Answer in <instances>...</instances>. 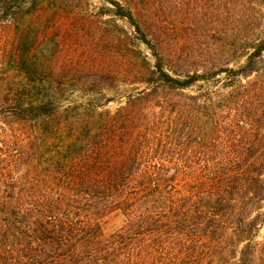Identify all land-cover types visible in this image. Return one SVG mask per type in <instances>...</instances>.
Wrapping results in <instances>:
<instances>
[{"label": "trees", "instance_id": "16d2710c", "mask_svg": "<svg viewBox=\"0 0 264 264\" xmlns=\"http://www.w3.org/2000/svg\"><path fill=\"white\" fill-rule=\"evenodd\" d=\"M101 1L134 28L125 56L139 41L155 59L129 65L149 88L113 114L64 105L75 69L58 55L85 0H0V264H264V119L248 108L264 101V0H215L223 29L196 69L158 41L161 0Z\"/></svg>", "mask_w": 264, "mask_h": 264}, {"label": "rangeland", "instance_id": "374dc122", "mask_svg": "<svg viewBox=\"0 0 264 264\" xmlns=\"http://www.w3.org/2000/svg\"><path fill=\"white\" fill-rule=\"evenodd\" d=\"M85 2L86 5L74 9V12L82 17V23L75 28L74 25L70 26L73 36L62 42V50L58 55L61 59L60 66H65L67 63L75 69L76 81L69 85V94L66 96L64 105H69L71 102L73 105L83 107L88 100L95 99L99 107L98 112L110 111L113 114L125 105L129 95L149 88L146 83L140 82L149 77L146 69L143 68L140 71V67L136 66L130 72L129 65L136 62L139 56L141 60H147L149 65H154L155 59L149 49L139 41H135V46L141 51V55L132 53L129 57L125 56L127 53L116 43L121 35H129L134 43V37H137L134 28L128 21L115 17L110 12L114 8L106 2L101 0H85ZM216 6L215 0H161L153 3L152 14L158 22L152 21L158 27V37L156 36L158 41L166 47V52L169 49L168 54H175L177 57L181 56L188 60L186 64L183 62L175 64V67L181 65L182 68H201L204 58L210 59L211 49L206 47L209 52L207 56L202 49H204L203 44L209 42L210 45L211 40L202 35L205 31L208 36H211L213 32L223 29L218 25V19L221 17L217 18ZM260 11L264 14V5L260 6ZM156 13H159L161 17ZM239 16L240 28L250 29L246 15L239 13ZM203 19H208V23H204ZM193 22L197 23L198 27H203V32L193 31ZM234 22V13H230L229 19L225 21L227 25L225 28H231ZM257 25L259 31H264V18L263 21L259 19L256 27ZM222 44L218 43L221 50L224 49ZM230 61V67H236L239 64L237 58ZM243 62L244 60L240 61V63ZM107 71L114 72L115 77L113 81L102 82V96L92 91L84 93L85 89L98 87L96 86L98 82H94L95 74L100 76ZM256 78L257 76H252L249 80L254 81ZM248 108L249 112L256 114L255 118L251 116L252 119H264V101L256 109L252 105ZM123 221L124 218L119 213L110 216L104 225L105 233H112L122 225Z\"/></svg>", "mask_w": 264, "mask_h": 264}]
</instances>
